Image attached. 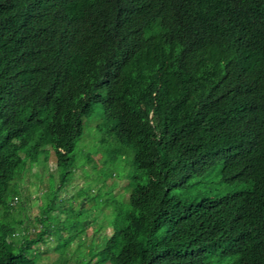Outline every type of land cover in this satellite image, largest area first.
I'll return each instance as SVG.
<instances>
[{"label":"trees","instance_id":"16d2710c","mask_svg":"<svg viewBox=\"0 0 264 264\" xmlns=\"http://www.w3.org/2000/svg\"><path fill=\"white\" fill-rule=\"evenodd\" d=\"M234 1L0 0V264L99 240V209L85 264H264V35L220 19ZM219 161L250 183L243 203L174 194Z\"/></svg>","mask_w":264,"mask_h":264},{"label":"rangeland","instance_id":"374dc122","mask_svg":"<svg viewBox=\"0 0 264 264\" xmlns=\"http://www.w3.org/2000/svg\"><path fill=\"white\" fill-rule=\"evenodd\" d=\"M100 119L98 117H93L87 121V125L90 124H95L99 122ZM131 164V159H128L127 155H123L117 163V169H118V176L119 178L126 177L128 175V170L129 166ZM56 165L51 164L50 165V171L54 173L56 171ZM222 168H223V163L219 162L213 169H210L207 171L204 175L196 177L192 180V186L189 187L186 190H178L175 191L174 194L178 195L181 199H185V201L192 202L195 199H205V198H216L219 196H225L228 194H232L235 192L243 191L249 188V184L243 183V182H235L232 184L225 183L222 179ZM91 174L92 172H88ZM62 174V171L58 172L57 175L55 176L56 181L54 180V184L56 182H60V175ZM79 174V173H78ZM88 177V176H86ZM89 178H82L81 176H74L72 179V188L74 191L80 190L83 185L84 188L89 189V190H98L101 189L102 192L105 194L109 191V188L112 187V184L110 185H99L97 181L95 180H90L88 181ZM87 181V182H85ZM98 185V186H97ZM80 188V189H79ZM115 192L113 193H118L121 192L123 189L121 186L117 187L115 186ZM64 196H66L67 189L65 187L64 189ZM115 199V198H112ZM64 199H59L58 201H63ZM46 204L52 201V199H45ZM62 210H55L53 212L54 215H57L61 213ZM93 224L90 227V230L92 231H97L98 233V239L96 238H86L77 241L74 243L70 249L67 251L59 252L57 254V258L55 259L57 262L55 264H85L87 262V257L89 255L91 256V253L97 251L95 249L98 248V250L102 249L107 237H105L106 232L103 231L104 227L107 225L109 221V215L108 213L103 214V209H99L97 212V216H94L92 218ZM64 221V220H63ZM73 220L67 217V220L63 222L64 228L63 231L65 234L72 235L75 229L72 227ZM62 225V224H61ZM102 228V230L100 229ZM109 234L107 233V236ZM64 240L67 239V236H62ZM234 260V259H232Z\"/></svg>","mask_w":264,"mask_h":264},{"label":"clouds","instance_id":"9594fccd","mask_svg":"<svg viewBox=\"0 0 264 264\" xmlns=\"http://www.w3.org/2000/svg\"><path fill=\"white\" fill-rule=\"evenodd\" d=\"M219 17L224 23L228 24L229 26L231 25V28L235 25L243 24V27L241 28V30L243 29L241 36L246 37V39H247L248 33H251L253 36L256 34L258 37L261 35L262 36L264 35V17L262 16V14L259 10L258 3L255 0H235L233 5H229L220 11ZM227 20H230L231 24L227 23ZM10 21H11V18H8L7 23H10ZM32 24L33 23H30V22H25V23L23 22L22 26L24 27V29L26 31L29 32ZM2 27H4V26L2 24V18H1L0 19V28H2ZM231 28L226 30L227 31L226 32L227 34L225 33L227 35L226 39L232 38L233 33L231 31ZM235 39L237 41H239L238 36ZM237 41H234V43H232L230 45V47L227 48L228 53L232 56L231 61H233L234 63H236L240 60L239 55L237 56L235 53H232V49L238 43ZM251 71L252 70H247V69L244 70L242 72L243 75H240V77L243 76L247 80L253 79L254 77L251 75L252 74ZM219 162L223 163V161H219ZM213 168H211V169H213ZM209 170H207V171H209ZM204 174H202V175H204ZM202 175H200V176H202ZM232 178H234V176H231V177L226 176V168L223 164L222 179L225 183L232 184L235 182H243L240 179H235L233 181H230V180H232ZM243 183H246V182H243ZM247 184L250 185V183H247ZM122 186H123V184H122ZM249 189H250V186L246 190L235 192V193L228 194V195H232L236 200L242 202L241 198L246 197V193L249 192ZM205 199H209V198H205ZM232 259H234V264H240V263H238V257L237 256H235Z\"/></svg>","mask_w":264,"mask_h":264}]
</instances>
